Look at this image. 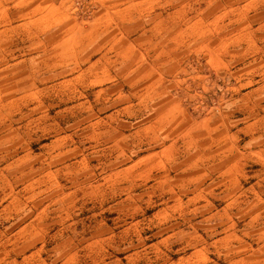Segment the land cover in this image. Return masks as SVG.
Segmentation results:
<instances>
[{"label": "rangeland", "instance_id": "374dc122", "mask_svg": "<svg viewBox=\"0 0 264 264\" xmlns=\"http://www.w3.org/2000/svg\"><path fill=\"white\" fill-rule=\"evenodd\" d=\"M245 1L0 0V157L11 156L8 177L4 181L0 178V242L3 235L16 233L25 225L24 233L28 234L26 241L12 238L0 247V257L6 254L5 249L12 250L5 264L230 262L233 254L213 243L223 235L226 226L218 223L225 220L219 215L225 216L226 209H215L212 203L196 208L192 203L184 212L165 211L179 194L170 192L168 184L158 189L150 187L148 176L138 167L139 160L131 171L137 161L135 150H118L114 160L116 150L107 149L103 154L96 143H86L92 133L89 128L79 129L83 121H67L78 111L76 118L82 116V105L76 104L83 99L77 92L73 103L68 100L65 80L76 73L71 71L72 65L63 64L77 53L81 57L91 55V59L100 51L116 56L110 48L127 46L152 24V18L168 19L175 10L185 9L189 21L201 11L207 15L224 13L226 8L222 7L235 4V17L242 18ZM252 13H245L243 23H248ZM87 42L89 47L81 51ZM187 68L184 107L194 116L218 115L224 88L220 76L207 70L200 58H192ZM25 91L31 93L25 103H8ZM108 121L105 128L109 133L117 125L115 118ZM8 135L12 138L9 143L5 139ZM67 135L79 143L57 148L54 139ZM67 148L75 156L89 155V167L79 170L85 162L68 167L72 153ZM51 151L58 157L46 161L43 170L35 171V153L44 156ZM18 152L26 154L27 166L14 162ZM49 164L55 167L51 171L46 169ZM73 171L80 173L73 185L77 187L75 192L65 182ZM168 182L173 183L170 179ZM212 195L207 198L213 202ZM243 198L233 203L237 230L251 237L253 247L260 248V203ZM7 200L10 209L1 214ZM214 212L217 215L212 217ZM189 231L195 233L194 245L200 236L208 237L212 260L187 259L194 249L185 235ZM252 264L261 262L256 259Z\"/></svg>", "mask_w": 264, "mask_h": 264}, {"label": "crops", "instance_id": "0c3cea01", "mask_svg": "<svg viewBox=\"0 0 264 264\" xmlns=\"http://www.w3.org/2000/svg\"><path fill=\"white\" fill-rule=\"evenodd\" d=\"M223 8L226 12L211 15L201 11L189 21L185 9L175 10L168 19L156 16L132 43L110 48L121 59L108 56V51H100L94 59L78 53L71 57L63 65H72L71 71L76 74L65 80V94L72 101L78 92L83 101L76 104L82 105V116L76 118L78 111L67 121H83V127L78 128H89L92 133L86 143H96L103 154L107 149L116 150L114 160L118 150H135L137 161L134 159L131 171L139 160L138 167L148 176L150 187L158 189L168 184L170 192L179 194L165 211L184 212L192 203L196 208L212 203L215 209H226L225 216L219 215L225 220L218 223L226 226L223 235L213 243L233 254L227 264H252L256 259L264 264V140H256L264 133V0L245 1L242 18L235 17V4ZM250 12L254 13L248 23H243ZM89 45L87 42L81 51ZM192 58L202 59L205 68L224 83L218 115L194 116L183 105L187 65ZM30 95L25 91L8 103H25ZM110 118H115L117 127L108 133L105 125ZM10 136L5 138L8 143ZM53 142L59 149L79 143L71 135ZM71 150L67 148L72 153L71 165L67 166L85 162L79 170L87 169L90 156H75ZM16 155L14 162L27 166L26 154ZM58 155L52 151L44 156L35 153V171L43 170L45 162ZM10 160L11 156L0 157L3 181L8 177ZM53 167L49 164L46 169L51 171ZM209 194H213V202L207 198ZM242 195L243 200L253 198L260 203V248L253 247L251 237L237 230L232 209ZM10 205V201H4L1 214L7 213ZM215 215L217 212L212 217ZM26 227L3 235L0 247L12 238L26 241ZM208 244V237L200 236L187 259L212 260ZM4 251L0 264L8 262L12 250Z\"/></svg>", "mask_w": 264, "mask_h": 264}, {"label": "clouds", "instance_id": "9594fccd", "mask_svg": "<svg viewBox=\"0 0 264 264\" xmlns=\"http://www.w3.org/2000/svg\"><path fill=\"white\" fill-rule=\"evenodd\" d=\"M256 140H264V133H262L260 136L256 137ZM79 176H80V173L78 171H73V172L67 174V178H66L65 182H66L67 186L72 189L73 192H75L77 190V187H74L73 185L76 183ZM95 187L97 189H99V186H95ZM40 191L43 192V191H45V189H40ZM185 235L189 237L190 246L194 247L195 245L192 241L195 237V233L189 231Z\"/></svg>", "mask_w": 264, "mask_h": 264}]
</instances>
